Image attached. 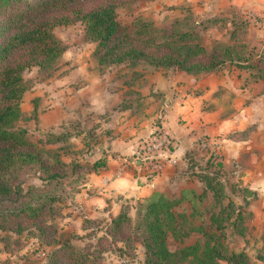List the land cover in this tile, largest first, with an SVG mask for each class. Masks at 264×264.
I'll use <instances>...</instances> for the list:
<instances>
[{
    "label": "rangeland",
    "instance_id": "374dc122",
    "mask_svg": "<svg viewBox=\"0 0 264 264\" xmlns=\"http://www.w3.org/2000/svg\"><path fill=\"white\" fill-rule=\"evenodd\" d=\"M114 2L123 29L130 31L139 20L152 23L157 29L178 23L180 31L193 32L208 53L219 44L235 46L236 51L243 46V55H249L251 64L256 66L251 72L257 75L261 71L264 77V16L247 18L245 11L235 13L227 0ZM231 13L237 18L234 37H231L232 27L225 21L211 22ZM245 19L246 26L241 24ZM54 34L64 52L54 68L42 71L32 67L23 74L27 90L21 101L22 116L15 129L25 130L26 139L42 148L58 150L67 164L91 165L97 159L93 147L104 139L111 142L114 138L110 126L99 132L97 128H90L80 111L75 119H68V113L59 117L58 111H65V103L77 105L74 102L79 96L77 92L81 93L77 89L84 81L83 75L89 72L91 78L102 79L106 101H115L106 104L109 110L101 116V123L110 119L111 107L117 111L128 108L133 123L148 119L156 127H161L165 89L174 88L176 83L183 86L191 82L190 79L183 81L186 77L182 76V71L153 70L144 62L136 66L129 63L99 65L96 44L85 38L84 26L79 21L56 26ZM212 74L197 77L190 91L191 97H200L202 110L211 112L212 117L209 122H203L200 129L187 133L186 140L192 146L187 152L190 168L183 175L184 181L177 180L163 193L168 198H180L185 190L199 195L205 193L198 204L201 215L198 214L194 223L203 225L206 230L215 229L221 223L223 243L229 252L246 254L250 264H264L263 81L255 82L253 76L237 64H226ZM95 123L92 127L98 125ZM168 140L167 149L171 150L177 139L168 136ZM216 163H221L222 167L218 168ZM43 177L45 174L37 168L25 169L20 180L22 192L30 186L44 191L43 195L58 189L55 185L47 186L41 180ZM76 177V173L69 172L67 178L61 180L60 195L64 189L67 194L72 191ZM207 177L213 179L214 189L207 188ZM67 194L54 203V216L45 214L35 222L28 220V214H24L23 219L3 216L2 212L12 207V203L5 206L0 203V264H144L145 250L138 242L129 245L115 242L113 236L107 235L111 218L96 216L92 222L83 219L79 215L80 204L71 206L74 212L69 210ZM136 203L131 206L132 218ZM188 206L185 202L182 207ZM212 214L219 219H211ZM202 240L201 234L191 233L180 240L169 237L168 245L174 251ZM220 264L228 263L221 261Z\"/></svg>",
    "mask_w": 264,
    "mask_h": 264
},
{
    "label": "trees",
    "instance_id": "16d2710c",
    "mask_svg": "<svg viewBox=\"0 0 264 264\" xmlns=\"http://www.w3.org/2000/svg\"><path fill=\"white\" fill-rule=\"evenodd\" d=\"M116 8L114 0H0V203L4 206L12 203V207L2 212L3 216L23 219L24 214H28V220L33 222L41 220L45 214L54 216V203L68 193L64 189L60 195L59 190L61 180L67 178L69 172L76 173L77 177L65 199L73 200L90 172L97 173L108 167L102 159L91 165L67 164L58 150L42 148L26 139L25 130L15 129L22 116L21 101L27 90L23 74L32 67L42 71L54 68L64 52L54 34L56 26L74 21L83 24L85 38L96 44L95 56L101 66L124 63L136 66L144 62L153 70L176 69L197 78L221 70L226 64H237L253 76L255 82L262 80L264 85L261 71L257 75L251 72L256 66L251 64L249 55H243V46L236 51L235 46L219 44L208 53L193 32L180 31L178 23L157 29L152 23L139 20L128 31L123 29ZM235 13H231V18L217 17L211 22L225 21L232 27L231 37H234ZM246 20L241 24L246 26ZM216 166L222 167L221 163ZM27 168H37L45 174L41 180L58 189L43 195L44 191L30 186L23 193L20 180ZM212 181L206 178L208 189H214ZM204 194L185 190L180 198H168L163 192H153L136 203L134 218L130 216L131 206L123 205L110 220L107 235L122 244L138 242L145 250L144 264H220L221 261L250 264L246 254L229 252L223 243L221 223L209 230L194 223L198 214L201 215L198 204ZM185 202L188 207H182ZM211 219L217 221L219 217L212 214ZM191 233L201 234L202 242L174 251L169 249V237L180 240Z\"/></svg>",
    "mask_w": 264,
    "mask_h": 264
},
{
    "label": "crops",
    "instance_id": "0c3cea01",
    "mask_svg": "<svg viewBox=\"0 0 264 264\" xmlns=\"http://www.w3.org/2000/svg\"><path fill=\"white\" fill-rule=\"evenodd\" d=\"M227 1L228 6L235 12L245 11L247 18L251 15L264 16V0ZM227 17L231 18V14H227ZM211 75L213 74H207ZM182 76L186 77L183 81L190 79L191 82L183 86L181 84L177 86L176 83L174 88L169 87L164 92L165 106L161 117V129L167 136L177 140L173 149L168 153L162 152L160 157L163 169L154 175L149 174L147 163L135 160L134 153L149 140L156 126L148 119L133 123L128 108L117 111L113 107L109 111L110 119L102 120L101 123V116L109 110L106 104L115 101H106L102 79L91 78L89 72L83 75L84 81L77 89L81 93L77 92L79 96L74 102L77 105L64 102L67 104L66 109L64 112L59 109L61 115L59 117L63 118L68 113V119H75V114L80 111L85 117V124L88 122L90 128H97L96 131L99 132L105 126H110L114 138L111 142L104 139L103 143L93 147L97 159L104 160L108 167L106 170L90 172L87 175L86 181L68 204L71 212H74L72 208L74 205L80 204L82 211L79 215L83 219L93 220L96 216L112 219L118 215L123 205L132 206L153 192H165L166 187L172 186L177 180H185L183 175L189 170L187 152L192 148L186 140V135L190 130L200 129L203 122H209L212 113L202 110L200 97L196 99L190 95L191 86L197 79L185 73H182ZM220 83L224 85L225 82L221 79ZM100 88L102 90H99ZM93 122L98 125L92 127ZM169 157L174 160V164L168 162Z\"/></svg>",
    "mask_w": 264,
    "mask_h": 264
},
{
    "label": "built area",
    "instance_id": "2783aa9c",
    "mask_svg": "<svg viewBox=\"0 0 264 264\" xmlns=\"http://www.w3.org/2000/svg\"><path fill=\"white\" fill-rule=\"evenodd\" d=\"M169 144L168 136L162 131L161 127L157 126L149 140L143 143L141 149L134 153L135 160L137 162L147 163L149 173L156 175L163 169V162L160 156L162 152L168 153L170 151L167 149ZM167 160L170 164H174L172 158L169 157Z\"/></svg>",
    "mask_w": 264,
    "mask_h": 264
}]
</instances>
